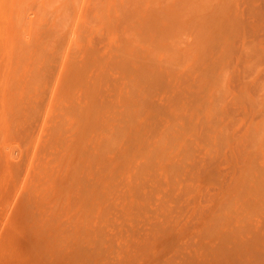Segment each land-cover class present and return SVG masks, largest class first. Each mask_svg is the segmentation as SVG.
I'll use <instances>...</instances> for the list:
<instances>
[{"label": "bare ground", "instance_id": "6f19581e", "mask_svg": "<svg viewBox=\"0 0 264 264\" xmlns=\"http://www.w3.org/2000/svg\"><path fill=\"white\" fill-rule=\"evenodd\" d=\"M0 264H264V0H0Z\"/></svg>", "mask_w": 264, "mask_h": 264}, {"label": "rangeland", "instance_id": "374dc122", "mask_svg": "<svg viewBox=\"0 0 264 264\" xmlns=\"http://www.w3.org/2000/svg\"><path fill=\"white\" fill-rule=\"evenodd\" d=\"M51 81L52 80H50L49 78H45L44 81H43L44 84L47 86L46 92L50 91V88L52 86ZM39 85H41V87H42L43 83H40Z\"/></svg>", "mask_w": 264, "mask_h": 264}]
</instances>
